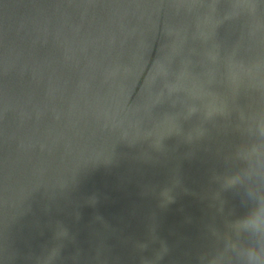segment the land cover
<instances>
[{"label": "water", "instance_id": "obj_1", "mask_svg": "<svg viewBox=\"0 0 264 264\" xmlns=\"http://www.w3.org/2000/svg\"><path fill=\"white\" fill-rule=\"evenodd\" d=\"M261 172L264 0H0V264H206Z\"/></svg>", "mask_w": 264, "mask_h": 264}, {"label": "clouds", "instance_id": "obj_2", "mask_svg": "<svg viewBox=\"0 0 264 264\" xmlns=\"http://www.w3.org/2000/svg\"><path fill=\"white\" fill-rule=\"evenodd\" d=\"M259 155V154H258ZM245 172L243 176H250ZM264 175V172H261ZM237 173L224 178V189L228 190L241 182ZM172 200V197L169 201ZM242 206L248 211L241 217L226 224L222 237V246L210 255L202 257L206 264H264V190L259 186L246 185V192L241 196ZM254 205L255 210L252 206ZM219 211H223L219 210ZM219 235L218 230L212 232Z\"/></svg>", "mask_w": 264, "mask_h": 264}]
</instances>
